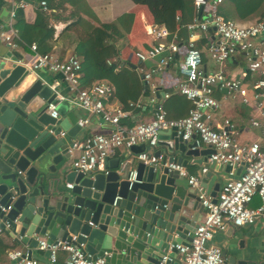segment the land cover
Listing matches in <instances>:
<instances>
[{
  "label": "water",
  "instance_id": "95a60500",
  "mask_svg": "<svg viewBox=\"0 0 264 264\" xmlns=\"http://www.w3.org/2000/svg\"><path fill=\"white\" fill-rule=\"evenodd\" d=\"M30 75L21 65L7 67L0 61V208L5 210L0 219L8 224L3 232L27 245V258H34L31 250L38 237L51 244L75 236L83 252L103 264H158L168 250L169 256L175 253V245H187L203 211L187 180L164 166L130 160L144 150L145 143L130 147L129 154L113 161L105 157L101 171L76 172L67 150L80 130L78 118L72 112L50 118L45 109L55 93L40 79L30 80ZM65 102L57 105L58 116ZM157 146L169 155L167 163L179 166H184V156H206L194 161L200 164L212 153L209 148L198 149L192 137L182 140L174 128L158 132ZM231 169L211 163L200 178L212 202L221 183L212 171ZM130 171L134 178L129 181ZM240 171L237 167L235 175ZM237 228L225 225L219 233L230 237ZM221 255L224 258L225 251ZM224 264L264 261L235 254Z\"/></svg>",
  "mask_w": 264,
  "mask_h": 264
},
{
  "label": "built area",
  "instance_id": "2783aa9c",
  "mask_svg": "<svg viewBox=\"0 0 264 264\" xmlns=\"http://www.w3.org/2000/svg\"><path fill=\"white\" fill-rule=\"evenodd\" d=\"M222 1H192L198 17L185 26L188 38L186 51L177 66L178 74L183 78L177 85V92L191 104L187 116L182 119H166L161 102L158 101L154 87L150 84L153 94L150 102L155 103L153 117L147 123L130 127L122 126L119 120L125 112L118 108L108 110L104 107V101L108 100L113 93L112 87L104 82H95L81 87L80 65L77 59L70 57L61 61L51 54H38L35 45L31 44L30 50L33 53L31 61L15 62L30 73L43 69L59 75L72 95L68 99L55 96L54 100L46 105L45 112L50 118H57V105L67 101L87 114L86 117L77 119L76 124L79 128L88 123V116L91 115L97 116L102 124L108 126L104 133H94L78 141L71 140L67 152L78 153L70 163L76 172L96 171L103 159L114 154L116 149L129 150L132 146L145 143L144 150L133 156L136 161L146 166H164L168 171H176L179 176L187 180L188 186L196 191L203 211L190 242L187 245H175V253L169 256L170 250H168L158 264H224L221 250L209 245L213 233L222 230L225 225L242 227L256 220L264 224V113L259 110L262 105V94L256 92L249 100L238 80L225 77L219 71L204 73L200 69L201 54L193 40L197 34H205L211 29L218 40L216 44H210L206 48L208 58L213 63L221 64L237 52L246 53L245 70L248 74H256L258 77L254 83V89L264 88V49L260 46L261 42L258 44L253 42L254 38L264 37V15L247 27H237L216 13V6ZM40 5L45 9L44 2H40ZM19 7H22V4H19ZM13 17L14 10L11 9L9 18ZM148 33L158 42L146 49L132 52V58L138 65L155 61L156 70L161 71L175 56L176 44L172 40L163 42L168 35L163 28L151 26ZM0 38L2 43L14 48L17 31L9 28L8 32H3ZM115 62V59H111L106 63ZM137 72L141 81L147 84L150 73L144 71L141 66H138ZM213 88L224 89L231 98L237 93L240 95L241 103L254 105L258 114L256 119L250 121V125L260 129L258 140L249 145L240 146L230 136L231 125L228 121H223L217 130L210 126V111L217 106V102L211 96ZM165 98L167 95L164 94L162 99ZM129 106L138 107L139 104H129ZM171 128L176 129L182 140H189L194 136L196 147L201 144L212 150V153L207 156V165L211 163L228 165L232 167L227 173L229 175L233 174L235 168H241L235 179L220 183L214 202L200 186V177L206 173V167L200 170V177L188 175L182 166L164 162L161 155L155 156L152 152L158 132ZM133 178L134 172L130 171L128 180ZM66 187L70 188V185L66 184ZM253 196L258 197L259 206L252 209L248 205ZM0 212L4 213L5 210L0 208ZM7 228L8 224L0 219V233ZM37 249L48 251L47 259L50 264H57L59 253L63 254L61 264H103L100 258L91 260L83 252V245L76 242L75 236H72L69 241H55L51 244L37 239ZM6 257L13 264H37L34 259L27 258L26 252L20 250L7 251Z\"/></svg>",
  "mask_w": 264,
  "mask_h": 264
},
{
  "label": "crops",
  "instance_id": "0c3cea01",
  "mask_svg": "<svg viewBox=\"0 0 264 264\" xmlns=\"http://www.w3.org/2000/svg\"><path fill=\"white\" fill-rule=\"evenodd\" d=\"M27 1H29V3ZM40 2L45 3V9L41 7ZM261 3L264 9V0H261ZM19 4H22V7H19ZM231 6V4L227 6V14H230L229 16H231ZM11 9L14 10V17L12 19L9 18V11ZM17 13H20L17 18H19L21 23L23 21L26 25L33 24L38 15H44V24L37 34L39 43L37 41H32L30 44H27L20 40L18 30L14 27ZM123 15H131L132 21L127 34L123 36L124 38L116 42L120 47L118 54L115 57H111L112 55L106 57L107 48L99 54V58L105 57L104 59H106V62L111 59H115L116 61L117 59L118 61L116 62H119L117 64L119 66L113 63L115 66L111 79L103 78L100 80H92L90 83L91 72L88 69L80 71V86H88L95 82L109 84L113 89V93L108 100L106 99L104 101V107L108 110L118 108L124 111L125 115L120 118L119 123L125 127H130L139 123H147L153 117L155 103L150 102V98L153 96L151 93V85L154 87L155 96L158 98V101L161 102L160 104L166 119L177 120L186 117L191 107L190 101L177 92V85L183 80L178 74L177 66L181 61L180 58L186 51L188 39L186 29V45L184 47L177 46L175 36L169 40V42L172 40L176 44V53L171 62L161 71L156 70L155 61H148L141 65L136 64L132 58V52L147 48L149 45L155 44L158 41L153 40L148 33L151 26H156L152 23V18L148 10L145 6L132 3L131 0H0V37L3 32H8L9 28L17 31V39H15L14 48H10L2 43L0 38V61H3L7 67L8 64L15 63L16 61L28 63L33 57V53L30 50L31 44L35 45V49L37 46L39 52L45 50V52H43L44 54H51L58 60L64 61L67 58L73 57L79 61L80 58L75 56L74 53L77 41L84 37L91 28H96L101 24H115L117 32L123 35V31L127 28L128 22L119 23V26L118 23H116ZM258 16L259 14L255 10L254 12L250 11V15L243 20L234 17V21L232 19L227 21L233 24L237 22L240 23L239 25L249 26L255 23V19L258 18ZM156 27L163 28L161 26ZM47 28L52 29V35L50 37H48ZM31 34L33 35L32 32ZM30 36V34L27 35V38H31ZM166 38L163 42L167 43ZM44 39H46L45 42ZM193 40L196 49H198L201 54L200 69L206 74L219 71L222 72L225 77L238 80L240 87L245 90L246 97L249 100L252 99L254 93L260 92L262 94V105L259 110L264 113V88L254 89L253 86L258 77L256 74H248L246 72V53L237 52L223 63L216 64L213 63L206 54L208 45L216 44L218 40L213 31L209 29L205 34L199 33ZM253 42L255 44L261 42L262 44L260 46L264 49V37L254 38ZM38 51L36 49V52L40 54ZM121 62L127 63L131 71L129 72L122 69L123 66ZM111 64L112 63L107 65ZM138 66L143 67L144 71L150 73V79L147 84L141 81L137 72ZM30 74V80L33 78L40 79L43 83L49 85L56 97L61 96L68 99L72 96L59 75L49 73L43 69L35 70L34 73ZM164 94L167 95V98L162 99ZM211 96L217 102L216 108L210 111L211 120L209 122L213 129L217 130L223 124V121L226 120L231 125L229 133L236 144L240 146L249 145L259 139L260 129L250 125V121L256 119L258 114L254 109V105H245L241 103L239 94L236 93L231 98L224 89L220 88H213ZM129 104H139V106H129ZM61 112L58 119L64 117L67 112L74 113L77 118H84L87 116L86 113L77 109L67 101ZM107 129L108 126L102 124L97 116L91 115L88 116V123L80 128L73 140H82L94 133H104ZM192 139L194 142L196 137L192 136ZM198 149H206V147L199 144ZM156 151L161 152L162 159H164L165 162L169 155L165 153L164 147H154L152 152L154 153ZM67 154L69 155L68 161L71 163L78 153L72 152L69 154L67 152ZM126 154H129L128 149L118 148L115 153L108 156V158L113 161ZM203 158H206V156H184L183 160L185 164L182 167L188 175L199 176L200 170L203 167L207 168L208 165L207 162L196 164L194 161ZM130 160L136 161L133 156L130 157ZM108 169L109 166L106 170ZM235 169L232 175L218 170L212 171V175L220 178L221 183L226 182L237 177L235 175ZM101 170L102 163L96 171ZM202 176L199 177L202 178ZM258 206L259 199L257 196H253L248 207L253 209ZM201 216L202 214L199 216L198 221ZM38 238L44 240L43 237ZM0 244L4 247L2 252H0V264H13V262L6 257L7 251L20 250L26 252L28 250L27 245L16 243L5 232L0 233ZM209 245H213L221 251H225V261L228 257L235 254L242 256L245 260L264 261V225L261 221L256 220L250 225H244L237 229H233L230 237L216 231L213 233ZM31 255H33V259L37 264H50L48 259L44 256V251L37 249V247L31 250ZM62 260L63 254L59 253L57 264H61Z\"/></svg>",
  "mask_w": 264,
  "mask_h": 264
},
{
  "label": "trees",
  "instance_id": "16d2710c",
  "mask_svg": "<svg viewBox=\"0 0 264 264\" xmlns=\"http://www.w3.org/2000/svg\"><path fill=\"white\" fill-rule=\"evenodd\" d=\"M192 1L193 0H131L134 4L145 6L152 18V23L156 26L165 28L168 32L166 41L169 42V40L175 36L178 47H184L186 45L185 26L189 24L194 17L196 18L198 16V13L195 12ZM227 3L232 5L231 16H229L230 14H227V6H229ZM262 9L263 4L261 3V0H223L216 6L215 10L216 13L222 16L225 20L232 19L233 21L235 18L243 20L250 15V11L254 12L256 10L259 16L255 20L258 21L264 15V9ZM19 15L20 13H17L14 27L18 30L20 40L27 44H30L32 41L38 42L37 34L44 24V15H38L35 22L31 25H26L23 21L21 23L19 18H17ZM131 21V15H123L117 20L116 23H118V26L119 23L122 24L123 22H128V26L123 31V35H120L117 32L115 24H101L96 28H91L84 37L77 41L74 53L75 56L80 58V71L88 69L91 72L89 83L92 80H100L103 78L111 79L115 66L114 64L117 65L119 62L107 65L106 59H104L105 57L99 58V54L106 48V57L110 55H112L111 57H115L118 54L120 47L116 42L124 38L123 36L127 34ZM239 24L240 23L234 22V25L237 27H247ZM47 33L48 37H50L52 35V29L47 28ZM29 34L31 35V38H27V35ZM45 41L46 39H44V42ZM150 46L151 45L148 47ZM36 49L37 51L39 50L37 46ZM43 52H45V50H42L39 53L44 54ZM116 61L118 60L116 59ZM121 63L123 66L122 69L129 72L131 71L127 63ZM3 248L4 247L0 244V252H2Z\"/></svg>",
  "mask_w": 264,
  "mask_h": 264
}]
</instances>
